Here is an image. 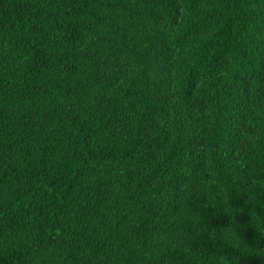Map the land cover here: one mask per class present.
<instances>
[{
  "label": "trees",
  "instance_id": "16d2710c",
  "mask_svg": "<svg viewBox=\"0 0 264 264\" xmlns=\"http://www.w3.org/2000/svg\"><path fill=\"white\" fill-rule=\"evenodd\" d=\"M177 1L0 0V264H234L230 239L264 241L234 172L264 186V0ZM188 43L166 127L161 78L103 62ZM198 76L222 77L205 127ZM206 175L196 213L176 189Z\"/></svg>",
  "mask_w": 264,
  "mask_h": 264
},
{
  "label": "rangeland",
  "instance_id": "374dc122",
  "mask_svg": "<svg viewBox=\"0 0 264 264\" xmlns=\"http://www.w3.org/2000/svg\"><path fill=\"white\" fill-rule=\"evenodd\" d=\"M177 6L179 11L182 10L181 4L177 1ZM195 53L194 46L192 43L183 44L176 48H174L171 54L168 56L167 60L163 65H158L156 61H152L150 57H144L143 55H125L119 56L112 59H104L105 65L107 67L116 65L127 73H133L140 71L141 75L146 78H161L162 82V94L159 97L160 102L162 103V107L158 110V118L160 124L165 127L168 125L169 119L174 118V114H176V97L174 96V83H175V64L181 60H188L191 55ZM161 67V68H159ZM227 78V76L225 77ZM224 78V79H225ZM222 80L220 76L214 77H205L198 76L196 78V83L194 90L191 94L192 101L194 104V108L197 111V115L201 118V125L206 126L207 120L209 116V108L202 102L201 95H209L212 94L213 89L217 86ZM164 88V91H163ZM200 120V119H199ZM166 122V125L165 123ZM168 131V128L166 129ZM248 132V130H247ZM245 134V133H243ZM247 144L245 138H242L241 143L236 145L238 147H244ZM203 143H199L194 151L203 152ZM235 165V178L237 183L241 189L243 197L247 201H252L255 198L257 199L258 194L254 191L250 186L255 185L260 188L264 192V186H260L259 183L252 181L247 176V167L244 162H241L238 158H236ZM202 171H205L204 166L200 167ZM210 182V178L206 175L200 182L196 183L192 186L187 187H179L176 189V193H185L190 190L198 189L200 194L202 195L201 200L197 205L194 206V210L196 213H201L204 211H209V207L206 203L204 197V188ZM195 186V187H194ZM194 187V188H193ZM257 194V197H256ZM251 216L254 217L253 213H250ZM259 220H264V209L263 213L258 216ZM188 223L198 226L200 221L192 216L191 219L188 220ZM200 235H194L193 237L187 238L183 240L185 242H193L198 243L200 241ZM229 243L233 248V253L230 255L231 257L227 259L228 262H232L234 264H245L247 260V264H258V262L254 259L256 255L264 254V252L257 253L255 247H250L254 242H245L236 239H230ZM260 246L264 247V241H260Z\"/></svg>",
  "mask_w": 264,
  "mask_h": 264
},
{
  "label": "clouds",
  "instance_id": "9594fccd",
  "mask_svg": "<svg viewBox=\"0 0 264 264\" xmlns=\"http://www.w3.org/2000/svg\"><path fill=\"white\" fill-rule=\"evenodd\" d=\"M250 247H255L257 253L264 252V247L260 246V241H255ZM254 259L258 264H264V254L256 255ZM245 264H247V260L245 261Z\"/></svg>",
  "mask_w": 264,
  "mask_h": 264
}]
</instances>
